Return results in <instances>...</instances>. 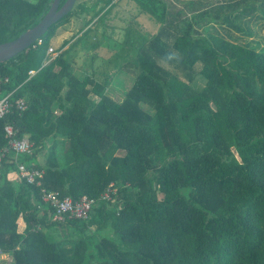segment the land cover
Listing matches in <instances>:
<instances>
[{"label":"trees","instance_id":"1","mask_svg":"<svg viewBox=\"0 0 264 264\" xmlns=\"http://www.w3.org/2000/svg\"><path fill=\"white\" fill-rule=\"evenodd\" d=\"M52 1L0 0V43L38 23ZM101 1L98 13L113 5ZM135 1L162 26L133 41L138 73L121 101L73 71L69 47L48 54L57 28L98 2H77L41 43L0 63L2 94L11 93L0 149L6 125L33 142L0 168V264H264V47L196 32L201 19L244 30L236 18H259L257 7L228 1L219 15L187 17L167 0ZM173 50L190 81L160 62ZM18 162L42 170L39 183L22 178ZM112 182L117 200L101 199ZM43 188L98 202L88 219L59 222Z\"/></svg>","mask_w":264,"mask_h":264},{"label":"rangeland","instance_id":"2","mask_svg":"<svg viewBox=\"0 0 264 264\" xmlns=\"http://www.w3.org/2000/svg\"><path fill=\"white\" fill-rule=\"evenodd\" d=\"M228 1L236 0H167V3L171 10H182L184 16L191 17L193 14L201 16L204 12L219 15L226 10L224 6ZM77 2H86L88 6L98 3L93 11L77 13L57 28L56 33L51 35L50 46L54 51L49 55L53 58L69 47L67 55L73 71L79 75L89 74L103 83L106 82L110 96L121 101L138 73L133 61V41L138 37L156 34L162 23L144 12L135 0H113V5L100 13L98 12L104 4L101 0ZM250 4L253 8L257 7L253 13L260 17L249 19L246 15L236 18L235 24L242 26L244 30H239L230 22L217 23L212 19H201L196 24V32L263 48L264 0H252ZM167 39L172 43L174 37L171 35ZM65 41L68 43L63 45ZM171 56V59H160V62L180 79L190 81V74L181 65L179 55L173 50ZM199 68L197 66L196 70L199 71ZM193 83L202 87L205 80L198 73L195 74ZM43 156V151L39 152L38 160L43 161ZM104 234L114 236L109 230H105Z\"/></svg>","mask_w":264,"mask_h":264},{"label":"built area","instance_id":"3","mask_svg":"<svg viewBox=\"0 0 264 264\" xmlns=\"http://www.w3.org/2000/svg\"><path fill=\"white\" fill-rule=\"evenodd\" d=\"M43 41L42 37L38 39V42ZM54 48L50 46L48 48V54L52 53ZM36 70H31L30 73L34 74ZM7 79V78H6ZM10 95L2 94V85L0 81V117L4 116L10 110ZM19 106L21 108L26 107V103L23 99H20ZM6 136L8 137V144L0 149V168L3 164L4 158L10 151L15 153L30 154L33 150V142L29 137H17L15 136V129L12 125H6ZM17 172L30 183H39L38 178L42 177L43 171L30 168L24 162H18ZM1 178V169H0ZM117 186L112 182L107 190L101 194V199L115 202L117 199L114 194L117 192ZM42 198L44 201L49 202L54 206L55 211L53 214V220L59 222H66L71 218L88 219L90 217L93 207L98 202L96 197L83 195L79 199H74L69 195L63 196L58 190L42 189Z\"/></svg>","mask_w":264,"mask_h":264},{"label":"water","instance_id":"4","mask_svg":"<svg viewBox=\"0 0 264 264\" xmlns=\"http://www.w3.org/2000/svg\"><path fill=\"white\" fill-rule=\"evenodd\" d=\"M77 0H53L49 10L34 26L28 28L18 37L0 43V63L6 62L17 54L27 50L39 38L47 33L49 28L68 14L75 6Z\"/></svg>","mask_w":264,"mask_h":264},{"label":"crops","instance_id":"5","mask_svg":"<svg viewBox=\"0 0 264 264\" xmlns=\"http://www.w3.org/2000/svg\"><path fill=\"white\" fill-rule=\"evenodd\" d=\"M26 228V223L22 217L18 219V231L23 232Z\"/></svg>","mask_w":264,"mask_h":264}]
</instances>
